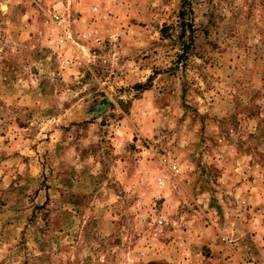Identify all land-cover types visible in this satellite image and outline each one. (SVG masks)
<instances>
[{
    "label": "rangeland",
    "instance_id": "374dc122",
    "mask_svg": "<svg viewBox=\"0 0 264 264\" xmlns=\"http://www.w3.org/2000/svg\"><path fill=\"white\" fill-rule=\"evenodd\" d=\"M0 264H264V0H0Z\"/></svg>",
    "mask_w": 264,
    "mask_h": 264
},
{
    "label": "trees",
    "instance_id": "16d2710c",
    "mask_svg": "<svg viewBox=\"0 0 264 264\" xmlns=\"http://www.w3.org/2000/svg\"><path fill=\"white\" fill-rule=\"evenodd\" d=\"M181 15H182V17L184 18V16H185V11H183V12L181 13Z\"/></svg>",
    "mask_w": 264,
    "mask_h": 264
}]
</instances>
